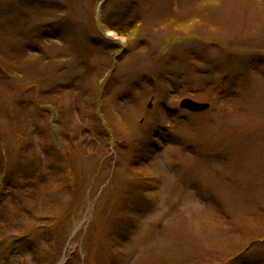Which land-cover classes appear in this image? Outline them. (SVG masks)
<instances>
[{"label": "rangeland", "instance_id": "374dc122", "mask_svg": "<svg viewBox=\"0 0 264 264\" xmlns=\"http://www.w3.org/2000/svg\"><path fill=\"white\" fill-rule=\"evenodd\" d=\"M47 1L0 0V56L29 63L11 68L15 86L49 89L32 100L0 84V164L11 160L0 184L25 188L5 203L41 215L4 229L0 241L17 233L6 264H47L37 247L50 262L74 248L81 259L84 241L111 264H264V0ZM180 32L198 35L170 42ZM56 33L40 55L23 50ZM209 33L214 43H202ZM184 97L210 106L181 109ZM44 103L73 133L71 154L50 141ZM128 165L132 178L117 183Z\"/></svg>", "mask_w": 264, "mask_h": 264}, {"label": "bare ground", "instance_id": "6f19581e", "mask_svg": "<svg viewBox=\"0 0 264 264\" xmlns=\"http://www.w3.org/2000/svg\"><path fill=\"white\" fill-rule=\"evenodd\" d=\"M107 1L108 0H96V3L98 4V6L101 5L102 7L103 6L105 7V6H107ZM212 1L213 2H216L215 0H212ZM47 2H49L48 4L50 5L51 8H54V6H56V4H57L56 1H54V0H48ZM58 6H59V4H57V7ZM94 9H95V11L97 13L96 16L98 18L99 17V14L98 13H99V11L101 9H98L96 7ZM69 10H70V8H68V7H66V10H64L63 7L59 9V11L60 12H64V14H66ZM43 22L46 23V25H48V26L53 25V22L49 21L47 18L44 19ZM52 31H54V30H52ZM170 34L175 36V38L173 37L170 42H176L177 41L176 38H189L188 35H190V34L198 35L196 33L185 34V33H182V32H180V33H170ZM55 35H57L55 38H53L51 36H46V35L45 36H42V34L41 35H37V36H39L38 38H35L37 36H33V38H35V43L34 44L29 43V45L26 46L27 48L26 47L25 48L23 47V50L32 49L35 54H39L40 55L41 54L40 53L41 50L43 51V49L46 46H51V43L57 44L60 40H62V39H56L58 37V35H59L58 33H56ZM117 35L118 34L115 35L117 37L116 39H118V36ZM213 37H214V35L212 33H209V35H206V37H204L205 40L202 43H209V44L212 43L213 44L214 43V38ZM93 57H94L93 54H91L89 56V58H93ZM0 61H2L4 63H7V65L6 64H3L2 65V69H4V70L0 72V84L5 83V84H3V90L4 91L3 90L1 91V95H3V96L5 95L6 96L9 93L8 89L11 90V94L12 93L16 94L17 91H19L20 93H22L23 91L24 92H27V89H30L29 88L30 85L28 86L27 83L20 84L19 88H18V85L17 84L15 86L16 76L17 75H14V72L11 70V68L12 67H16V68L19 67L20 69H25V66L27 67V65L29 63L27 61H22V62H17V63H14V62H11V61H8L7 62L1 56H0ZM17 64L19 66H16ZM21 67H24V68H21ZM10 85H12V89L9 88ZM32 85H33V88L34 89H30L28 91V92L31 91V95L33 96L32 100H36V99L40 98L41 92H47V91H49V89H47V88H42L37 82H35ZM0 99H1V97H0ZM185 99L190 100L189 98H185V97L184 98H181L179 100V108L182 107L181 106V102L183 100H185ZM191 99H193V98H191ZM191 101L192 100H190V102ZM192 102H194V101H192ZM195 103L207 105V108L202 109V110H196L193 113L199 112V111H203V110H207L209 108V106H210V102H199V101H197ZM95 104L97 105L98 103H95ZM100 104H101V102H100ZM150 107H151V103H148L147 104V108H150ZM183 108H186V107H183ZM42 109L44 111H46V113L48 115V118H49V123H50L49 125H51L50 127L52 129L51 132H50V134L48 135L50 141L54 144L55 143V139H57L58 140V143L57 144L59 146H63L65 148V150L71 154V149L69 150V147H71V144H72L71 139H73L74 136H73V133L72 132L65 131L63 125L59 124V122H58V117H59L58 107L55 104H45L44 103V104H42ZM116 124H117L116 122L115 123L114 122H111L110 127L115 126ZM101 128L107 130L103 125H102ZM65 135L67 136V138H66ZM118 141H120L122 143V140L121 139L118 140ZM115 149H117V151H118L119 150V145H115ZM121 150H122V148H121ZM117 158H118V163L119 164L120 163L122 164L123 162L121 161V159L119 157H117ZM237 161H238V159L236 157H233L232 159L230 157H227L226 163H228V164H225V165H227L228 167H229V165H231L233 167ZM2 162L6 163V161L4 159H2L1 160V164H0V168H2ZM9 164H11V160L3 166V169H5L6 166L9 165ZM110 168H114V165H110ZM62 169L65 170L64 173H67L68 178H70L73 181H78L75 171L72 170L73 169V165L72 166H68V164H67V165L63 166ZM128 170H129L128 172L125 171V172L121 173L120 176H117V179H118V182L117 183L121 182L122 181V178L125 181H128L129 179L132 178V176H130V174H131L132 171L135 172V168H133V166H131V165H128ZM1 176H2V174H1ZM1 176H0V180H1ZM110 179H107L105 182L108 183L109 186H111L110 184H112V186H113V184L115 182L111 181ZM13 181L14 182H17L15 179H13ZM17 185L18 184L11 185L10 187H7L6 188L3 184H0V203L2 205H4L5 201H7V199H8L7 198V195H8L7 194V190L10 192V194L13 193V192H16V191H18L20 193L21 190L23 191L22 193H24V189L25 188L18 187ZM114 185H116V184H114ZM35 186H37V184L34 181V183H31V187L33 188ZM130 189H131L130 187L129 188L127 187V190L130 191ZM109 193L111 195L112 194V191H110ZM2 195H3V198H2ZM14 205L15 204H13V206ZM4 206H5L4 207L5 211L2 212L1 213L2 215L0 216V219L2 218V220H0V235L2 237H6V234H4V232H3L4 229H12L13 228L14 224L12 222H14V223L16 222L17 223L16 220H22V221H24L23 223L25 225V224H28V223L32 222L31 220H33V217H38V214H39L38 213V210L36 209V206L35 207L28 206V202L27 201L26 202L23 201L20 205H15L14 207H7L6 206V203H5ZM57 206H55L53 208V210H51V211H54V210L56 211ZM8 209L10 211H12V212H9ZM30 210H35V211H32L31 212ZM58 215L61 218L68 217V216H65L63 214V211H61L60 213H58ZM16 217H17V219H16ZM40 219H41V215H39V217L36 219V221H39ZM101 221L102 220H100V222ZM107 221H108V218H107ZM20 223H22V222H20ZM20 223H19V225H21ZM45 224L46 225H51V223L47 222V220H46ZM107 224H106V226H107ZM112 224H113V222L112 223L109 222V225H112ZM46 225H45V228L44 229H45V231L47 233L50 234L52 230L49 229V228L46 229ZM115 228L116 227L113 226V228L111 229V231H112L111 235H109L106 238V240H105V238H103L102 240L105 241V242L106 241H109V240L111 241L112 240V237H113V233H114ZM32 229L35 230L34 228H31L29 230H32ZM16 234L17 233H9L8 234V238H7L8 241H0V264H6L7 261L11 259L10 257L15 254L12 251V248H8L6 245L9 244V242L11 240H13L15 237H17ZM21 241H22V239L19 242H21ZM12 244L15 245V243H12ZM50 246H52V245H50ZM41 247H42V245H41ZM81 247L84 249V255H83L84 257L81 258V259H80V255H76L75 256V253L77 251L76 248H74L73 253L63 255L64 259H61L60 258L61 259L59 261L60 263L59 262L56 263L55 260L52 261V262H50V260L48 258L49 257V253L47 252V250L45 248H41L40 249V248L37 247V249L35 250L36 252H34V256L37 257L40 260H42V259L45 260V262L47 264H111L112 263V260H110L109 255L104 252V249H103V246L102 245L98 244L97 246H89V243L86 242V241H84V244H83V242L81 243ZM12 253H14V254H12ZM3 259H5V260L3 261ZM27 259H28L27 257H25L24 255H21L19 257V259L17 260V263H12V264H26L27 263Z\"/></svg>", "mask_w": 264, "mask_h": 264}, {"label": "water", "instance_id": "95a60500", "mask_svg": "<svg viewBox=\"0 0 264 264\" xmlns=\"http://www.w3.org/2000/svg\"><path fill=\"white\" fill-rule=\"evenodd\" d=\"M181 106L182 107H186L192 111H196V110H202L207 108V105H203V104H197L195 102H190V100L185 99L181 102Z\"/></svg>", "mask_w": 264, "mask_h": 264}]
</instances>
